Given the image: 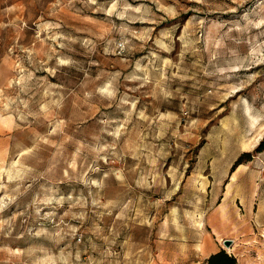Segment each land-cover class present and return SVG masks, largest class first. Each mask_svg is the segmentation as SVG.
<instances>
[{
	"label": "rangeland",
	"instance_id": "rangeland-1",
	"mask_svg": "<svg viewBox=\"0 0 264 264\" xmlns=\"http://www.w3.org/2000/svg\"><path fill=\"white\" fill-rule=\"evenodd\" d=\"M262 139L264 0H0V264H264Z\"/></svg>",
	"mask_w": 264,
	"mask_h": 264
},
{
	"label": "trees",
	"instance_id": "trees-1",
	"mask_svg": "<svg viewBox=\"0 0 264 264\" xmlns=\"http://www.w3.org/2000/svg\"><path fill=\"white\" fill-rule=\"evenodd\" d=\"M264 149V139L259 144V150ZM207 264H237L234 257L227 255L223 250L215 252L207 259Z\"/></svg>",
	"mask_w": 264,
	"mask_h": 264
},
{
	"label": "water",
	"instance_id": "water-1",
	"mask_svg": "<svg viewBox=\"0 0 264 264\" xmlns=\"http://www.w3.org/2000/svg\"><path fill=\"white\" fill-rule=\"evenodd\" d=\"M222 242L225 247H229L232 244L231 239H224Z\"/></svg>",
	"mask_w": 264,
	"mask_h": 264
},
{
	"label": "bare ground",
	"instance_id": "bare-ground-1",
	"mask_svg": "<svg viewBox=\"0 0 264 264\" xmlns=\"http://www.w3.org/2000/svg\"><path fill=\"white\" fill-rule=\"evenodd\" d=\"M253 119V118H252Z\"/></svg>",
	"mask_w": 264,
	"mask_h": 264
}]
</instances>
